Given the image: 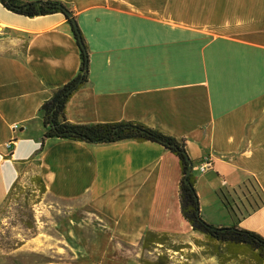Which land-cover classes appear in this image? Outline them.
<instances>
[{"label":"crops","instance_id":"crops-1","mask_svg":"<svg viewBox=\"0 0 264 264\" xmlns=\"http://www.w3.org/2000/svg\"><path fill=\"white\" fill-rule=\"evenodd\" d=\"M50 1L72 12L89 58L86 82L66 105L67 122H132L183 141L202 219L217 228L235 224L218 190L251 178L264 195V0ZM79 69L62 14L28 18L0 2V208L32 158L44 197L93 212L104 260L133 251L138 264L143 236L153 232L188 246L186 264H217L199 253L205 238L180 214L178 160L164 147L42 141L40 107ZM206 157L212 168L199 174ZM237 225L264 238V205Z\"/></svg>","mask_w":264,"mask_h":264},{"label":"trees","instance_id":"trees-1","mask_svg":"<svg viewBox=\"0 0 264 264\" xmlns=\"http://www.w3.org/2000/svg\"><path fill=\"white\" fill-rule=\"evenodd\" d=\"M0 2L8 11L28 18L62 14L71 26L73 38L79 49V74L69 83L57 89L39 109L44 129L42 141L57 138L99 145L132 140L156 143L164 147L178 160L181 175L178 192L180 214L193 232L204 236L205 242L201 245L204 247L203 255L215 258L219 264H227L240 258H249L254 264H264V238L254 232L242 230L237 225L264 205V195L253 179H246L233 189L224 187L217 192L218 198L235 224L227 228H217L205 222L199 212L192 161L186 153L183 141L132 122L90 126L73 125L67 122L66 105L73 94L86 82L89 62L85 42L72 12L64 4L50 0H40L38 5H34V3L20 4L16 0H0ZM26 5L28 7H25ZM78 82L80 85H77ZM32 160L31 158L27 164L32 163ZM189 167H191V171L187 175ZM186 180L188 184L185 183ZM29 183L31 187L26 188L20 184L18 178L10 187L3 204L24 194L22 204L25 207L29 206V197H33V193L38 194L36 196L38 199L45 194V187L39 177H31ZM2 207L3 205L0 211ZM32 219L33 217L30 216L29 221H20L21 226L28 231L32 230ZM195 244L198 243L195 242ZM22 246L23 242L13 241L7 243L4 250L9 253ZM187 248L188 246L185 245L174 244L167 234L146 232L141 243L138 264H176L180 257L186 260L187 257L183 250Z\"/></svg>","mask_w":264,"mask_h":264},{"label":"rangeland","instance_id":"rangeland-1","mask_svg":"<svg viewBox=\"0 0 264 264\" xmlns=\"http://www.w3.org/2000/svg\"><path fill=\"white\" fill-rule=\"evenodd\" d=\"M35 166L34 163H30L19 168V182L26 188L31 187L29 179L36 171ZM32 195L33 197H29V206L24 207L22 204L24 194L3 204L0 211V264L49 261H74L79 264H135L133 257L136 254L132 253L133 251L129 254V258L125 259L104 260L100 256L97 250L103 245L94 243L97 242L91 227L94 216L93 212H89L87 204H81L79 207L72 204L64 205L44 196L38 199L37 193ZM30 216L33 217V229L28 231L21 226L20 221H29ZM74 220L79 223V227L75 228ZM13 241L23 242L26 246L18 252H5V245ZM203 251L199 253L202 254ZM184 255L188 257L192 254L185 252ZM178 261L187 263L184 259ZM227 264L254 263L249 258H240Z\"/></svg>","mask_w":264,"mask_h":264},{"label":"built area","instance_id":"built-area-1","mask_svg":"<svg viewBox=\"0 0 264 264\" xmlns=\"http://www.w3.org/2000/svg\"><path fill=\"white\" fill-rule=\"evenodd\" d=\"M12 129L16 131V130H19L20 127H19V125H13ZM5 148L10 149V144L9 143L6 144ZM211 168H212L211 158L206 157V158H203L201 161H199V163L197 164L196 170L199 174H204L207 171L211 170ZM179 260H183V258L180 257Z\"/></svg>","mask_w":264,"mask_h":264},{"label":"water","instance_id":"water-1","mask_svg":"<svg viewBox=\"0 0 264 264\" xmlns=\"http://www.w3.org/2000/svg\"><path fill=\"white\" fill-rule=\"evenodd\" d=\"M38 4H40V3L39 2L34 3V5H38ZM25 7H28V5H26ZM17 9H19V8H17ZM81 47L83 48V46H81ZM77 85H80V82H78ZM190 171H191V167H189V171H188L187 175L190 173ZM185 183L188 184V181L186 180Z\"/></svg>","mask_w":264,"mask_h":264}]
</instances>
